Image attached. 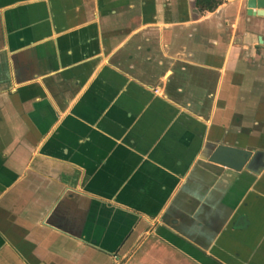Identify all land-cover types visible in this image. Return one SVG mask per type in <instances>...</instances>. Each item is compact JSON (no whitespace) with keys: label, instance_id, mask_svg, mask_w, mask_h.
<instances>
[{"label":"crops","instance_id":"1","mask_svg":"<svg viewBox=\"0 0 264 264\" xmlns=\"http://www.w3.org/2000/svg\"><path fill=\"white\" fill-rule=\"evenodd\" d=\"M218 1L0 0V264H264V7Z\"/></svg>","mask_w":264,"mask_h":264},{"label":"trees","instance_id":"2","mask_svg":"<svg viewBox=\"0 0 264 264\" xmlns=\"http://www.w3.org/2000/svg\"><path fill=\"white\" fill-rule=\"evenodd\" d=\"M218 2V0H196V6L200 11L212 10L217 6Z\"/></svg>","mask_w":264,"mask_h":264},{"label":"water","instance_id":"3","mask_svg":"<svg viewBox=\"0 0 264 264\" xmlns=\"http://www.w3.org/2000/svg\"><path fill=\"white\" fill-rule=\"evenodd\" d=\"M257 4L259 5V7H264V0H258L257 1ZM220 150H222V147H219L218 148V151H220ZM218 151H217V153H218ZM242 154L245 156V157H247L248 156V152L246 151V152H242ZM213 159L214 160H219L218 159V156H216V157H213ZM234 166V165H233ZM235 167V166H234ZM236 168V167H235Z\"/></svg>","mask_w":264,"mask_h":264},{"label":"bare ground","instance_id":"4","mask_svg":"<svg viewBox=\"0 0 264 264\" xmlns=\"http://www.w3.org/2000/svg\"><path fill=\"white\" fill-rule=\"evenodd\" d=\"M262 14H259V15H264L263 13H264V10H262V11H260ZM250 13H252V11L250 12Z\"/></svg>","mask_w":264,"mask_h":264}]
</instances>
